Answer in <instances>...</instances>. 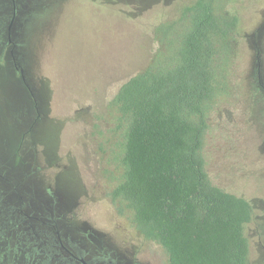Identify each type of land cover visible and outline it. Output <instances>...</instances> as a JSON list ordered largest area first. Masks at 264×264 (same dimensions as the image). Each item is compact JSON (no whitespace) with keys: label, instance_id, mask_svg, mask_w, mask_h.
<instances>
[{"label":"rangeland","instance_id":"rangeland-1","mask_svg":"<svg viewBox=\"0 0 264 264\" xmlns=\"http://www.w3.org/2000/svg\"><path fill=\"white\" fill-rule=\"evenodd\" d=\"M191 1L16 0L8 42L13 0H0V205L56 219L66 246L92 263L167 264L107 197L117 148L107 104L149 63L156 25ZM228 8L238 55L229 104L210 119L206 168L251 203L250 262L264 264V0ZM18 241L0 233V264H42L9 248Z\"/></svg>","mask_w":264,"mask_h":264},{"label":"trees","instance_id":"trees-1","mask_svg":"<svg viewBox=\"0 0 264 264\" xmlns=\"http://www.w3.org/2000/svg\"><path fill=\"white\" fill-rule=\"evenodd\" d=\"M229 3L193 0L156 25L149 63L107 104L117 137L107 197L163 247L167 264H251L252 205L213 182L204 153L210 119L233 88L239 17ZM7 230L19 238L9 248L25 250L27 261L76 264L59 245L56 219L0 205V233Z\"/></svg>","mask_w":264,"mask_h":264},{"label":"flooded vegetation","instance_id":"flooded-vegetation-1","mask_svg":"<svg viewBox=\"0 0 264 264\" xmlns=\"http://www.w3.org/2000/svg\"><path fill=\"white\" fill-rule=\"evenodd\" d=\"M6 48H7V44L5 45L4 49H6ZM11 53H13V49H11ZM14 64L18 68V65H16L17 63L14 62ZM27 216L30 218V216H32V215L27 214ZM57 234L59 236V245H60V247L63 248L64 251L67 252L73 258V260H75L74 262L76 264H80L81 263L80 257H82V256L85 257V255L78 249V247L76 245H73V249L74 250H71V249L67 248L66 244L61 239L59 230H57ZM108 261H109L110 264H126V262H119L115 258H111Z\"/></svg>","mask_w":264,"mask_h":264},{"label":"water","instance_id":"water-1","mask_svg":"<svg viewBox=\"0 0 264 264\" xmlns=\"http://www.w3.org/2000/svg\"><path fill=\"white\" fill-rule=\"evenodd\" d=\"M16 15H17V5H16V0H13V13H12V16L9 20L8 27H7L8 42H12V27L15 22ZM80 261H81V264H95V263H91L83 256L80 257Z\"/></svg>","mask_w":264,"mask_h":264}]
</instances>
